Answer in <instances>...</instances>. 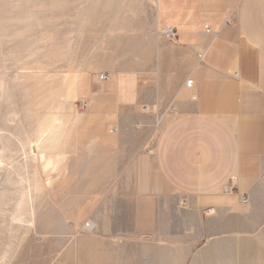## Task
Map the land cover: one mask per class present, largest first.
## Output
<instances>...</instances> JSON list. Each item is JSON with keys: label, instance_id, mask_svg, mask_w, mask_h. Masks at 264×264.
Here are the masks:
<instances>
[{"label": "crops", "instance_id": "1", "mask_svg": "<svg viewBox=\"0 0 264 264\" xmlns=\"http://www.w3.org/2000/svg\"><path fill=\"white\" fill-rule=\"evenodd\" d=\"M148 1L155 30L120 36L110 56L131 62L118 78L146 77L159 58L170 82L141 103H96L128 134L95 164L113 181L107 222L143 238V264H264V0ZM167 28L177 32L169 59ZM110 236L96 237L95 255Z\"/></svg>", "mask_w": 264, "mask_h": 264}, {"label": "rangeland", "instance_id": "2", "mask_svg": "<svg viewBox=\"0 0 264 264\" xmlns=\"http://www.w3.org/2000/svg\"><path fill=\"white\" fill-rule=\"evenodd\" d=\"M155 28L148 0H0V264L145 262L143 238L134 243L120 221L107 222L113 181L95 164L128 134L114 133L110 110L96 103H141L169 84L159 58L143 66L146 77L118 78L131 62L110 56L120 36ZM159 33L173 58L174 40ZM112 230L95 255L96 237Z\"/></svg>", "mask_w": 264, "mask_h": 264}, {"label": "built area", "instance_id": "3", "mask_svg": "<svg viewBox=\"0 0 264 264\" xmlns=\"http://www.w3.org/2000/svg\"><path fill=\"white\" fill-rule=\"evenodd\" d=\"M166 34L168 35V37L171 40H174L175 41L176 38H177V32L174 29H172V28H167L166 29ZM187 85H188V87H192L193 81H189Z\"/></svg>", "mask_w": 264, "mask_h": 264}, {"label": "bare ground", "instance_id": "4", "mask_svg": "<svg viewBox=\"0 0 264 264\" xmlns=\"http://www.w3.org/2000/svg\"><path fill=\"white\" fill-rule=\"evenodd\" d=\"M92 225H93V224H89L88 226H89V227H92Z\"/></svg>", "mask_w": 264, "mask_h": 264}]
</instances>
